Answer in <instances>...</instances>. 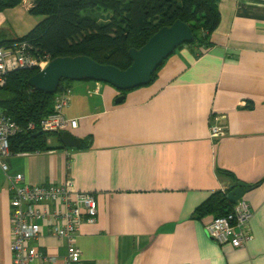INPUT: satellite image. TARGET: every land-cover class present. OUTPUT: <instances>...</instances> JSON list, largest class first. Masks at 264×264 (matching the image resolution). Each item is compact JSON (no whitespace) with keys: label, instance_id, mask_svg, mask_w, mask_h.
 <instances>
[{"label":"crops","instance_id":"crops-1","mask_svg":"<svg viewBox=\"0 0 264 264\" xmlns=\"http://www.w3.org/2000/svg\"><path fill=\"white\" fill-rule=\"evenodd\" d=\"M217 7L211 46L202 55L176 49L155 79L128 91L121 104L108 85H69L63 114L77 125L66 131L87 149L63 146V131L48 137L51 150L0 161L8 177L21 175L32 186L71 180L74 191L94 197V224L75 237L81 264H264V0H219ZM21 10L28 13L22 5L0 13L1 39L24 35L10 18ZM217 169L238 182L260 181L242 198L251 239L241 248L208 237L204 225L213 216L193 217L229 186ZM10 228L9 181L0 167V264L13 262ZM51 230L42 226L30 245L62 258L66 242Z\"/></svg>","mask_w":264,"mask_h":264},{"label":"trees","instance_id":"trees-1","mask_svg":"<svg viewBox=\"0 0 264 264\" xmlns=\"http://www.w3.org/2000/svg\"><path fill=\"white\" fill-rule=\"evenodd\" d=\"M22 1L0 0V13L17 9ZM218 2L219 0H32L28 13L41 19L23 36L14 39L0 38V48L11 49L24 44L36 58L50 61L57 57L86 56L99 64L126 70L131 65L127 56L129 49L141 48L160 28L181 21L190 27L193 39L179 48L191 46L198 55H202L211 46L209 37L219 22ZM164 62L151 80L155 79ZM38 71L35 67L13 71L5 85L0 87V115L10 117L18 129L10 139V154L51 150L54 147L48 143V137L59 135L30 130L28 127L32 124L36 126L41 119L52 113L56 98L63 96L73 82L63 80L57 93L43 94L28 85V80ZM127 92H121L120 95L124 96ZM250 107L249 103L246 108ZM86 146V141H80L76 150L87 149ZM216 174L229 177L231 182L227 188L214 192L195 209L193 217L197 220L206 216H224L234 206L227 201L226 195L239 182L232 174L223 170L217 169ZM259 183L260 181L247 185L251 188Z\"/></svg>","mask_w":264,"mask_h":264},{"label":"built area","instance_id":"built-area-1","mask_svg":"<svg viewBox=\"0 0 264 264\" xmlns=\"http://www.w3.org/2000/svg\"><path fill=\"white\" fill-rule=\"evenodd\" d=\"M28 48L24 44L11 49L0 48V87L5 85L13 71L30 67L41 70L45 66L46 60L32 56ZM65 106V97H58L52 113L36 126L29 125L28 129L60 133L67 128H76V121L63 114ZM17 132V126L10 117L0 115V161L10 155V139ZM217 135L219 128L213 127L212 137ZM0 167L9 181L12 264H81L82 251L75 245V237L83 224H94L97 215L94 197L74 191L71 180L57 185L32 186L24 183L21 175L8 177L5 163ZM249 217V204L239 200L229 213L209 220L204 229L217 244L241 248L251 239L247 229ZM46 224L51 225L52 236L66 242V254L62 258L43 255L30 246Z\"/></svg>","mask_w":264,"mask_h":264},{"label":"water","instance_id":"water-1","mask_svg":"<svg viewBox=\"0 0 264 264\" xmlns=\"http://www.w3.org/2000/svg\"><path fill=\"white\" fill-rule=\"evenodd\" d=\"M193 39L189 26L175 21L169 27L160 28L139 49H129L127 56L131 65L120 70L111 65H102L86 56L57 57L48 61L45 66L28 80V85L37 92L54 95L61 81L96 82L110 86L114 90L127 92L146 86L158 67L169 58L177 48L190 43ZM123 95H118L113 103L121 104ZM61 144L68 148H78L80 141L70 132L60 134ZM246 183L239 182L237 187L226 195L230 204H235L249 191Z\"/></svg>","mask_w":264,"mask_h":264},{"label":"rangeland","instance_id":"rangeland-1","mask_svg":"<svg viewBox=\"0 0 264 264\" xmlns=\"http://www.w3.org/2000/svg\"><path fill=\"white\" fill-rule=\"evenodd\" d=\"M31 4H32V0H23L22 1V6H24L27 9L31 8V6H32ZM19 12H20V16L17 14V12L11 11L10 18H11V22H13L14 27L21 29L22 30L21 33H23V34L30 31L33 28V26L41 19V17L32 16V15H30L27 12H24L22 10ZM45 60H46V62L49 61L48 59H45ZM104 85H106V84H104ZM218 136L219 135L215 136L216 139L218 138ZM49 139L54 141L55 137L50 136Z\"/></svg>","mask_w":264,"mask_h":264}]
</instances>
